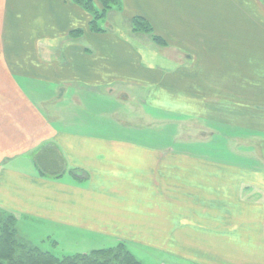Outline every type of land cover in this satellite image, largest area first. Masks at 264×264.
I'll return each mask as SVG.
<instances>
[{
	"label": "crops",
	"instance_id": "1",
	"mask_svg": "<svg viewBox=\"0 0 264 264\" xmlns=\"http://www.w3.org/2000/svg\"><path fill=\"white\" fill-rule=\"evenodd\" d=\"M0 3V13L7 14L0 43L18 45L14 39L19 38L34 44L35 52L25 61L37 66H0V209L15 215L19 236L31 238L43 230L56 237L82 235L94 242L90 250L100 245L96 238L154 236L159 239L152 250L182 264H264L263 168L196 151L191 143L180 151L139 141L143 128L135 135V130L126 131L127 122L114 120L120 111L117 93L124 88L127 94H140L148 115L161 120L165 114L160 109L170 111L162 105L160 81L178 76L182 86L183 72L174 74L186 68L176 64L179 54L160 53L145 34L122 35L116 21L114 26V21L112 26L100 21L104 30H91L90 15L73 0H9L15 10H7L6 0ZM129 6L122 0L115 11L123 14ZM55 13L62 25L56 34L50 23ZM76 28L80 33L71 37ZM45 40L47 56L38 51ZM196 69H189L191 84L198 83L195 77L212 80L213 75ZM214 77L225 78L221 90L230 92L238 85L237 93L246 94L240 91L247 84L239 75L222 69ZM234 79L237 83L231 84ZM189 99L199 118L206 114V104L214 103ZM102 100L106 109L99 107ZM225 104L247 111L246 104L230 98ZM249 110L251 121H263L261 107ZM46 143L64 161L58 178L41 176L35 165L34 153ZM248 171L257 180L246 179Z\"/></svg>",
	"mask_w": 264,
	"mask_h": 264
},
{
	"label": "rangeland",
	"instance_id": "2",
	"mask_svg": "<svg viewBox=\"0 0 264 264\" xmlns=\"http://www.w3.org/2000/svg\"><path fill=\"white\" fill-rule=\"evenodd\" d=\"M6 1L7 10H15L10 8L12 5H9V0ZM127 1L130 6L123 10V14L115 11L116 4H110L111 7L105 10L106 13L104 12V19H107L102 20L101 24L114 21V26L117 24L115 21L118 22L120 26L118 32L126 37L134 36V34L136 36L137 33L145 34L149 41L154 40L155 47L160 53L164 52L171 58H175L176 53L179 54V57L175 58L176 64L184 65L186 68L183 71L179 68L176 72L174 71V74L183 72L182 86L178 76L169 78L166 75L160 81V86L164 90L162 96L166 100L162 105L170 110L160 109L159 112L163 111L165 114L161 113V120H158V117L154 115H148V110L143 109L142 103H146L140 94L137 91L134 93L128 91L127 94V88H124L123 92L117 93L120 111L119 116L114 120L120 118L127 122L129 130L126 131L133 132L135 130V135L143 128L142 132L144 133L137 136L139 141L144 139L143 141L146 143L150 141L158 147L180 151L192 146L196 151H209L221 159L225 158L231 161V163L264 169V0ZM118 2L121 6L122 0H118ZM95 3L96 8L100 10V4ZM78 4L81 5V3ZM5 15L7 16L6 13H0V41L2 40L1 33L4 32L5 28ZM9 15L13 16L12 13ZM16 15L19 16L20 13ZM139 18L145 22H141ZM58 20L59 18L55 13L50 18V23L54 24V27L51 24L47 25L55 28V34L62 32L60 29L62 25L58 24ZM257 23L263 28H256L253 24L256 25ZM108 25L112 26L110 23ZM155 33L160 36L155 35ZM27 36L30 37L31 34H27ZM77 36L78 33H72L71 37L76 38ZM148 40L141 38L138 41L136 37V41L140 43ZM14 41L19 42V44L16 45L14 42L10 44L0 43V53H2L0 66L5 64L11 70L34 67L29 61H25V59L30 60L31 54L35 52L34 44L25 43L23 39L19 38L14 39ZM46 42L49 41L45 40L39 44V52L44 53L45 49L50 48L45 44ZM47 53L44 54L47 56ZM20 57L23 61L18 60ZM194 68L213 75L212 80L208 81L205 76L200 79L195 77L193 81H198V85L191 84L193 76H191L189 69ZM222 69L237 74L241 80L246 81V87L240 90L245 91L246 94L237 93L238 88H240L238 85L232 88L235 91L228 92L220 89L221 85L225 84V78H215L214 76H217L218 70ZM152 81H157V78H152ZM199 82L203 86L199 85ZM235 83H237V79H234L231 84ZM253 87L261 88V91L258 89V93L252 92ZM177 96L179 97L177 98ZM208 96L209 98H207ZM191 97L197 100L204 99L205 103L207 99H210V103L214 102L211 105L206 104L207 111L206 114H203L204 117L203 115L201 118L197 117L191 110L189 101ZM184 98L187 99L186 104H184ZM227 98L240 105L246 104L247 111L242 106L235 108L233 105H222V102L226 101ZM99 105L100 108L106 109L107 101L102 100ZM256 105L261 107L260 115L263 117L261 122L249 119V116L253 115L249 113L251 112L249 108L256 107ZM73 109V113L75 111L78 113L77 109ZM149 110L155 111V108ZM66 111L72 113V110H68L67 106ZM165 116L168 118L166 119ZM57 125L59 128L68 127V125L63 124ZM119 132L123 131L120 130ZM169 138L171 142H168L170 141ZM173 159L174 157H169L167 160ZM248 174L246 179L257 180V175L254 176L253 171H248ZM14 231L20 241L25 238L32 245H36L58 257L87 252L91 249L90 246L94 245L92 244L94 242L82 235L74 236L63 233L65 236L56 237V234L53 235V231L43 230L42 232L35 231L34 236L30 238L25 235L19 236L20 233L19 230H16V226ZM96 239L100 245H95L94 248H107L117 242H122L137 259L147 264H160L162 262L182 264L172 258L170 259L167 255L152 250L154 246L156 247L158 237H130L118 238V240ZM5 262L2 260L1 264H5Z\"/></svg>",
	"mask_w": 264,
	"mask_h": 264
},
{
	"label": "trees",
	"instance_id": "3",
	"mask_svg": "<svg viewBox=\"0 0 264 264\" xmlns=\"http://www.w3.org/2000/svg\"><path fill=\"white\" fill-rule=\"evenodd\" d=\"M75 1L81 3L83 9L88 10L90 15L89 26L93 31L104 30L99 26V21L104 20L105 10L111 7L110 4L118 5L119 3L118 0ZM95 2L100 4V10L96 8ZM141 22H145V20L141 19ZM134 23L136 22L134 21ZM72 33L79 34L80 29L72 30L71 36ZM34 154V162L41 176L58 178L62 174L64 161L57 149L51 144L46 143L40 146ZM15 224V215L0 209V264L2 260L6 261L5 264H147L137 259L122 242H117L107 248H97L58 257L36 245H32L25 238L23 241L17 239L14 231Z\"/></svg>",
	"mask_w": 264,
	"mask_h": 264
}]
</instances>
